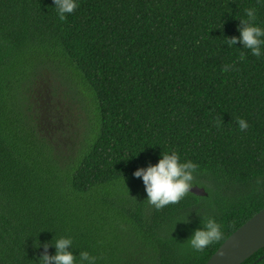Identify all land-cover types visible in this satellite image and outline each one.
Segmentation results:
<instances>
[{
  "label": "trees",
  "instance_id": "trees-1",
  "mask_svg": "<svg viewBox=\"0 0 264 264\" xmlns=\"http://www.w3.org/2000/svg\"><path fill=\"white\" fill-rule=\"evenodd\" d=\"M254 5L78 0L60 20L53 0H0V264H39L59 237L76 264L82 251L97 264H206L264 208V55L226 41ZM47 81L84 106L67 158L33 112ZM170 150L198 168L157 210L133 173ZM209 218L222 237L196 252L188 240ZM243 264H264V248Z\"/></svg>",
  "mask_w": 264,
  "mask_h": 264
},
{
  "label": "clouds",
  "instance_id": "clouds-1",
  "mask_svg": "<svg viewBox=\"0 0 264 264\" xmlns=\"http://www.w3.org/2000/svg\"><path fill=\"white\" fill-rule=\"evenodd\" d=\"M53 4L59 19L64 20L66 15L73 13L78 7V0H53ZM258 7H264V0H255L254 6L244 9L246 19L240 21L244 26L239 29V40L235 37L226 39L229 47L239 42L255 57L264 55V48H262L264 46V27L255 22ZM244 58L243 55L240 56V60ZM232 67V64H225L221 71L227 72ZM237 124L241 131L247 130L249 127L242 118L237 120ZM197 168L198 165L190 160L181 162L178 153L170 150L162 153L161 159L156 165L138 169L133 175L142 179L148 204L159 210L167 205L178 203L189 193ZM221 237L220 224L215 219L209 218L203 228L196 230L188 242L194 251L200 252L212 242L220 240ZM70 246H72V240L69 237L55 239L53 247L56 254L42 256L39 264H76V258L67 251ZM79 264H97V257L90 255L87 251H82L79 255Z\"/></svg>",
  "mask_w": 264,
  "mask_h": 264
},
{
  "label": "rangeland",
  "instance_id": "rangeland-1",
  "mask_svg": "<svg viewBox=\"0 0 264 264\" xmlns=\"http://www.w3.org/2000/svg\"><path fill=\"white\" fill-rule=\"evenodd\" d=\"M35 89L34 108L37 111L33 112L40 118L44 135L53 140L56 148L60 145L63 148L62 158H67L73 153V144L81 133L82 121L85 120L84 106L62 83L54 86L47 81L39 83Z\"/></svg>",
  "mask_w": 264,
  "mask_h": 264
},
{
  "label": "water",
  "instance_id": "water-1",
  "mask_svg": "<svg viewBox=\"0 0 264 264\" xmlns=\"http://www.w3.org/2000/svg\"><path fill=\"white\" fill-rule=\"evenodd\" d=\"M263 248L264 208L229 236L206 264H243Z\"/></svg>",
  "mask_w": 264,
  "mask_h": 264
}]
</instances>
